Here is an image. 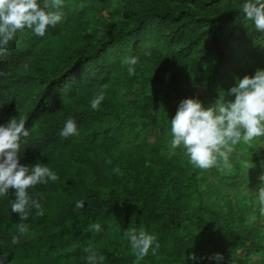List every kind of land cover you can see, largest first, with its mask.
Masks as SVG:
<instances>
[{
    "label": "trees",
    "instance_id": "1",
    "mask_svg": "<svg viewBox=\"0 0 264 264\" xmlns=\"http://www.w3.org/2000/svg\"><path fill=\"white\" fill-rule=\"evenodd\" d=\"M242 5L64 0L63 20L44 36L17 32L0 53V123L26 117L21 163H48L60 179L29 189L43 216L13 212L14 188L0 197L7 264H87L88 248L105 256L103 264H193L192 253L204 257L195 264H217L208 259L217 252L221 264H264V136L235 145L229 169H201L171 145L183 98L234 99L237 78L264 68V32ZM133 55L139 62L130 75L125 59ZM100 92L105 98L92 109ZM69 117L79 132L64 138ZM132 228L157 236L156 254L137 259L124 236Z\"/></svg>",
    "mask_w": 264,
    "mask_h": 264
},
{
    "label": "clouds",
    "instance_id": "2",
    "mask_svg": "<svg viewBox=\"0 0 264 264\" xmlns=\"http://www.w3.org/2000/svg\"><path fill=\"white\" fill-rule=\"evenodd\" d=\"M51 7L57 9L49 11ZM64 0H0V53L7 50L10 41L15 39L19 30L26 27L34 34L44 36L50 26H55L63 20L62 8ZM241 11L246 18L253 22L255 30L264 32V0H243ZM151 55V52H146ZM138 57L133 55L125 59L128 72L134 75ZM234 99H225L221 93L215 103L205 105L198 96L183 98L175 116L171 119V145L173 148L183 146L191 162L201 168L218 167L229 169L232 167L229 154L234 146L241 141L251 144L255 138L264 136V68H258L255 74H246L237 78V82L230 88ZM105 98L103 92L95 95L91 100V108L98 109ZM26 117L19 119L12 116L7 122L0 123V197L14 188V200L11 203L13 212L19 213L22 220H27L30 212L35 208L36 214H45L41 199L29 192L38 184H48L60 179L59 173L48 163H21L24 154L20 137H28L30 129L26 127ZM79 132L76 119L69 117L60 129V136L67 138ZM253 162L245 161L250 167ZM119 172V168L114 169ZM258 188L261 204L260 212L264 214V174L260 177ZM85 200H77L76 207L83 208ZM95 231L102 229L100 223L94 226ZM28 225L21 223L19 230L26 232ZM138 260L159 249L157 236L145 229L135 228L124 233ZM19 237L14 236L16 242ZM87 264H103L105 256L99 251L88 248ZM204 257L196 253L191 254L195 264ZM221 264L222 253H215L208 257ZM0 264H7V257L0 256Z\"/></svg>",
    "mask_w": 264,
    "mask_h": 264
},
{
    "label": "bare ground",
    "instance_id": "3",
    "mask_svg": "<svg viewBox=\"0 0 264 264\" xmlns=\"http://www.w3.org/2000/svg\"><path fill=\"white\" fill-rule=\"evenodd\" d=\"M156 83V82H155ZM161 84V83H160ZM83 89V88H82ZM157 102V101H156ZM96 113V112H95Z\"/></svg>",
    "mask_w": 264,
    "mask_h": 264
}]
</instances>
